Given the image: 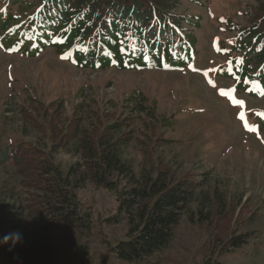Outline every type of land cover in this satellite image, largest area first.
Wrapping results in <instances>:
<instances>
[{
    "label": "trees",
    "instance_id": "obj_1",
    "mask_svg": "<svg viewBox=\"0 0 264 264\" xmlns=\"http://www.w3.org/2000/svg\"><path fill=\"white\" fill-rule=\"evenodd\" d=\"M241 15L243 25L212 16L205 0H0V61L36 59L52 49L71 68L90 72L114 67L172 73L189 67L205 88L217 85L220 92L221 82H232L238 95L262 99L264 0L249 3ZM199 29L207 33L201 57L219 60L206 69L195 68L201 64L194 32ZM219 33L228 42L217 41ZM36 103L31 98L22 115L48 140L46 147L25 141L0 147V238L13 231L24 238L11 251L0 245V264H162L183 215L209 229L191 264L264 255L260 232L239 228L255 224L257 212L234 218L241 205L204 185L207 169L198 174L154 158L157 143L170 140L151 138L142 167L135 169L123 157L131 139L127 114L104 113L92 104L85 110L79 102L70 116L61 117L55 103L49 110ZM260 114L254 123L264 134ZM66 148L76 160L62 165L56 155ZM88 184L116 197V213L99 226L109 228L108 234L96 230L77 197ZM229 216L231 225L218 230L219 219ZM117 227L123 230L119 237L113 236Z\"/></svg>",
    "mask_w": 264,
    "mask_h": 264
},
{
    "label": "rangeland",
    "instance_id": "obj_2",
    "mask_svg": "<svg viewBox=\"0 0 264 264\" xmlns=\"http://www.w3.org/2000/svg\"><path fill=\"white\" fill-rule=\"evenodd\" d=\"M254 1L205 0V4L212 16L232 17L235 25H243L246 17L241 15L242 11ZM190 9L200 12L196 6ZM207 23L211 24V21ZM184 29L189 31L191 28L185 26ZM194 32L201 50L197 57L201 64L195 68L206 69L204 67L219 60L207 61L209 57H201L205 54L202 44H205L207 33L202 29ZM233 34H237L236 28ZM225 35L219 33L217 41L228 42ZM164 36L161 34L159 39ZM65 59L63 54L48 49L36 59L0 61V147L17 141L42 147L48 144V140H42L34 126L23 118L22 108L28 107L31 98L37 100L36 106L48 110L55 103L61 117L70 116L79 102H85V110L92 104V108H99L104 113L127 114L131 139L123 150V157L135 169L142 167L143 150L152 143L151 138L153 143L156 136L170 140L157 143L154 158L171 162L174 167L181 165L183 169H194L198 174L207 169L204 185L210 183L211 188L216 187L221 193L222 199L235 197L241 205L234 218L257 212V222L249 228L240 226V231L253 229L264 237V134L254 123L256 115L264 112V98L238 95L232 82H221L220 92L224 90L226 95L219 92L217 85L205 88L199 77L188 73L189 67L172 73L155 69L136 72L114 67L90 72L71 68ZM207 76L213 80L212 73ZM237 101L244 103L241 106ZM32 112L35 119H39L37 112ZM241 114L244 120L240 118ZM245 120L253 130L245 127ZM75 160L70 148L62 149L56 155V161L62 165ZM77 197L91 214L96 230L102 232L101 223L116 213L115 195L88 184L77 191ZM232 221L231 216L224 217L219 219L216 227L226 229ZM114 230L118 232L113 236L123 234L122 227ZM110 232L109 228L103 230L105 234ZM206 232H209L207 226L192 225L188 216L183 215L177 237L165 253L162 264L197 261L198 247ZM261 242L264 245V238ZM261 250L263 252L264 247ZM223 261L228 264H264V255L255 258L237 255Z\"/></svg>",
    "mask_w": 264,
    "mask_h": 264
},
{
    "label": "clouds",
    "instance_id": "obj_3",
    "mask_svg": "<svg viewBox=\"0 0 264 264\" xmlns=\"http://www.w3.org/2000/svg\"><path fill=\"white\" fill-rule=\"evenodd\" d=\"M23 239V234L20 231L9 232L0 238V245H8L9 251H11L16 245L22 244Z\"/></svg>",
    "mask_w": 264,
    "mask_h": 264
},
{
    "label": "snow or ice",
    "instance_id": "obj_4",
    "mask_svg": "<svg viewBox=\"0 0 264 264\" xmlns=\"http://www.w3.org/2000/svg\"><path fill=\"white\" fill-rule=\"evenodd\" d=\"M213 86L215 87V85H213ZM221 94H222V95H226L227 93H225L224 90H221ZM236 103H238L239 105L242 106L244 102H243V101H237ZM260 115H264V114H260ZM240 118H241L242 120H244V116H243V114H241ZM245 127H248L249 130H253V129L247 124L246 120H245Z\"/></svg>",
    "mask_w": 264,
    "mask_h": 264
}]
</instances>
